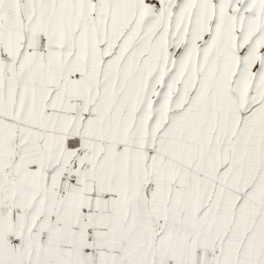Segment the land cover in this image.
Here are the masks:
<instances>
[{
  "label": "snow or ice",
  "instance_id": "1",
  "mask_svg": "<svg viewBox=\"0 0 264 264\" xmlns=\"http://www.w3.org/2000/svg\"><path fill=\"white\" fill-rule=\"evenodd\" d=\"M0 264H264V0H0Z\"/></svg>",
  "mask_w": 264,
  "mask_h": 264
}]
</instances>
